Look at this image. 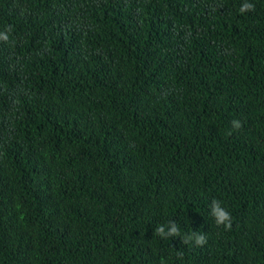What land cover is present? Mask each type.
I'll return each mask as SVG.
<instances>
[{
  "label": "trees",
  "instance_id": "1",
  "mask_svg": "<svg viewBox=\"0 0 264 264\" xmlns=\"http://www.w3.org/2000/svg\"><path fill=\"white\" fill-rule=\"evenodd\" d=\"M243 2L0 0V264H264V0ZM170 221L207 243L154 235Z\"/></svg>",
  "mask_w": 264,
  "mask_h": 264
},
{
  "label": "clouds",
  "instance_id": "2",
  "mask_svg": "<svg viewBox=\"0 0 264 264\" xmlns=\"http://www.w3.org/2000/svg\"><path fill=\"white\" fill-rule=\"evenodd\" d=\"M254 4L249 2V0H244L239 11L245 13L254 10ZM13 33V27L11 25H6L3 30H0V42L11 44L14 41L11 39ZM232 127L234 129H240L242 123L240 120H233ZM211 215L217 227H223L225 230H230L232 228V215L225 208L221 201L213 200L210 206ZM154 235H158L163 239H169L171 237L182 238L183 244L194 243L196 246H203L207 243L206 234L202 232H192L189 234L181 235L180 228L175 221H170L168 225H157L154 230Z\"/></svg>",
  "mask_w": 264,
  "mask_h": 264
}]
</instances>
